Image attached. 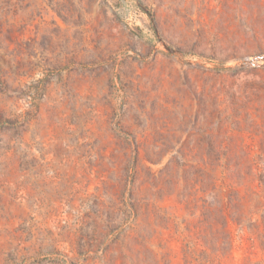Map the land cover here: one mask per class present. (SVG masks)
Instances as JSON below:
<instances>
[{
  "label": "rangeland",
  "instance_id": "rangeland-1",
  "mask_svg": "<svg viewBox=\"0 0 264 264\" xmlns=\"http://www.w3.org/2000/svg\"><path fill=\"white\" fill-rule=\"evenodd\" d=\"M0 264H264V0H0Z\"/></svg>",
  "mask_w": 264,
  "mask_h": 264
}]
</instances>
